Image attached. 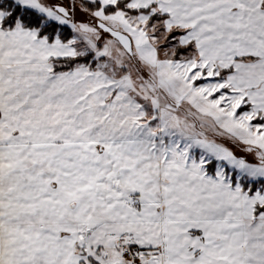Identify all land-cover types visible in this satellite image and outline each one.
Here are the masks:
<instances>
[{
	"label": "snow or ice",
	"instance_id": "snow-or-ice-1",
	"mask_svg": "<svg viewBox=\"0 0 264 264\" xmlns=\"http://www.w3.org/2000/svg\"><path fill=\"white\" fill-rule=\"evenodd\" d=\"M0 264H264V0H0Z\"/></svg>",
	"mask_w": 264,
	"mask_h": 264
},
{
	"label": "rangeland",
	"instance_id": "rangeland-1",
	"mask_svg": "<svg viewBox=\"0 0 264 264\" xmlns=\"http://www.w3.org/2000/svg\"><path fill=\"white\" fill-rule=\"evenodd\" d=\"M228 146L233 147L232 145H228ZM233 150L236 152L237 155H240V156L245 155L243 152L239 151L238 149L233 148ZM246 158L252 160V157L250 156H247Z\"/></svg>",
	"mask_w": 264,
	"mask_h": 264
},
{
	"label": "crops",
	"instance_id": "crops-1",
	"mask_svg": "<svg viewBox=\"0 0 264 264\" xmlns=\"http://www.w3.org/2000/svg\"><path fill=\"white\" fill-rule=\"evenodd\" d=\"M250 160V159H249ZM251 161V160H250Z\"/></svg>",
	"mask_w": 264,
	"mask_h": 264
}]
</instances>
